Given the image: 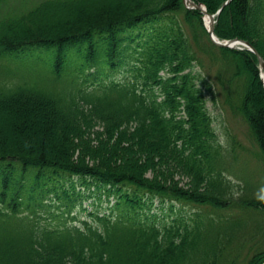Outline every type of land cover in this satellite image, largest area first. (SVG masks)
Wrapping results in <instances>:
<instances>
[{
  "label": "trees",
  "instance_id": "1",
  "mask_svg": "<svg viewBox=\"0 0 264 264\" xmlns=\"http://www.w3.org/2000/svg\"><path fill=\"white\" fill-rule=\"evenodd\" d=\"M214 33L264 58V0H230ZM208 97L249 145L217 138ZM251 159L264 169L258 58L213 43L198 9L0 0V264H263ZM93 188L106 212L83 204Z\"/></svg>",
  "mask_w": 264,
  "mask_h": 264
},
{
  "label": "rangeland",
  "instance_id": "2",
  "mask_svg": "<svg viewBox=\"0 0 264 264\" xmlns=\"http://www.w3.org/2000/svg\"><path fill=\"white\" fill-rule=\"evenodd\" d=\"M214 95V94H212ZM209 101H206L207 111L211 115L213 121H212V127H215L216 129V136L221 141L223 140L224 134L228 131L234 133L238 137V139L243 142L244 144L249 145V139L247 134V127L246 124L238 117H231V115L225 111V109L222 108L219 101H216V103L210 102V98L208 97ZM229 130H228V129ZM33 131V130H32ZM22 134H20L21 136ZM27 136H24L23 139H27ZM86 138V137H85ZM86 141H88L86 139ZM91 143L94 144L92 138L89 139ZM51 146L48 144V147ZM52 147V146H51ZM248 171H250L253 175V180H261L263 182L262 187L264 185V169H262L260 166L258 167L257 162L254 159H251L248 161ZM180 177V174L178 175L176 171L172 174L171 170V178L177 179ZM180 181L182 183L185 182V178L180 177ZM181 183V184H182ZM94 190V188H93ZM87 196V197H86ZM84 199V205L88 206V209L96 208L99 209L102 212H106L108 210V207H111L114 203V199L110 195L107 197V194L104 190L98 191L94 190L91 194L86 195ZM154 209L157 210L159 214L164 215L168 212L169 204L167 203H160L158 200H155L153 202ZM175 208H173L174 212L177 211H187V207L183 208L179 205H175Z\"/></svg>",
  "mask_w": 264,
  "mask_h": 264
},
{
  "label": "water",
  "instance_id": "3",
  "mask_svg": "<svg viewBox=\"0 0 264 264\" xmlns=\"http://www.w3.org/2000/svg\"><path fill=\"white\" fill-rule=\"evenodd\" d=\"M183 1L188 8L198 9L201 12V14L203 15L204 25L206 27L208 35L212 40V42H214L216 45L222 47H229V48H238V49L245 48L256 55V57L258 58L259 66L262 69V74L260 76L263 81V87H264V58L260 55L257 49L248 40L241 38L220 39L214 33V22L216 16L230 0L224 1L220 6V8L214 14L209 13L206 7L201 3H195L193 0H183ZM205 17H208L209 20L208 23L206 22Z\"/></svg>",
  "mask_w": 264,
  "mask_h": 264
},
{
  "label": "bare ground",
  "instance_id": "4",
  "mask_svg": "<svg viewBox=\"0 0 264 264\" xmlns=\"http://www.w3.org/2000/svg\"><path fill=\"white\" fill-rule=\"evenodd\" d=\"M205 19H206V22L208 23L209 22L208 17H205Z\"/></svg>",
  "mask_w": 264,
  "mask_h": 264
}]
</instances>
